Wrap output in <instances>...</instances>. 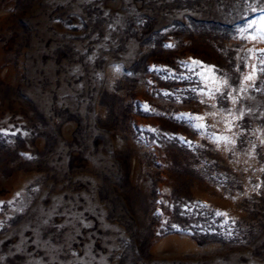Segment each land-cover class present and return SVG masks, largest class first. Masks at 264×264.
Returning <instances> with one entry per match:
<instances>
[{
    "label": "rangeland",
    "instance_id": "obj_1",
    "mask_svg": "<svg viewBox=\"0 0 264 264\" xmlns=\"http://www.w3.org/2000/svg\"><path fill=\"white\" fill-rule=\"evenodd\" d=\"M0 264H264V0H0Z\"/></svg>",
    "mask_w": 264,
    "mask_h": 264
},
{
    "label": "snow or ice",
    "instance_id": "obj_2",
    "mask_svg": "<svg viewBox=\"0 0 264 264\" xmlns=\"http://www.w3.org/2000/svg\"><path fill=\"white\" fill-rule=\"evenodd\" d=\"M193 63H199L197 61H194ZM248 79H251V77H248ZM217 215H225L224 213L217 212Z\"/></svg>",
    "mask_w": 264,
    "mask_h": 264
}]
</instances>
